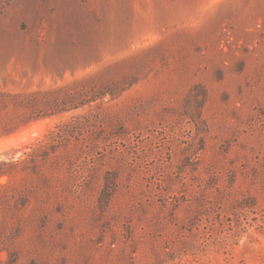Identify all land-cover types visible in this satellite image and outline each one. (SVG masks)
Wrapping results in <instances>:
<instances>
[{
  "label": "rangeland",
  "instance_id": "374dc122",
  "mask_svg": "<svg viewBox=\"0 0 264 264\" xmlns=\"http://www.w3.org/2000/svg\"><path fill=\"white\" fill-rule=\"evenodd\" d=\"M0 264H264V0H0Z\"/></svg>",
  "mask_w": 264,
  "mask_h": 264
}]
</instances>
